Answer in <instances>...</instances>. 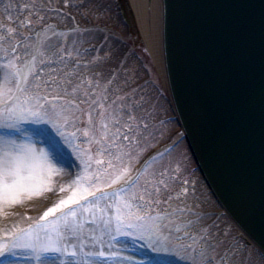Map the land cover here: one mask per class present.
<instances>
[{
    "label": "rangeland",
    "instance_id": "1",
    "mask_svg": "<svg viewBox=\"0 0 264 264\" xmlns=\"http://www.w3.org/2000/svg\"><path fill=\"white\" fill-rule=\"evenodd\" d=\"M58 1V11L43 27L15 6L19 0H0V110L19 97L25 105H44L41 115L52 120H27L5 131L0 119V139L24 138L28 126L47 127L71 158L65 178L37 166L30 194L17 196L16 203L0 200V246L9 245L12 233L30 240L45 230L51 235L68 221L75 229L72 242L80 247L77 256L61 258L64 264H264V255L207 188L184 141L157 153L133 184L116 189L155 149L175 141L181 128L160 72L149 54L150 62L141 54L147 50L129 11L133 29L121 23L116 0H75L74 10L67 8V0ZM29 58L21 80L19 71ZM97 188L96 196L103 192V198L88 196ZM74 194L88 197L71 206L75 216L64 208L41 219ZM34 206L42 210L32 217ZM137 216L144 219L137 221ZM127 223L137 226L124 228ZM123 241L141 244L156 259L129 257ZM99 251L103 258L86 255ZM0 264L44 262L20 247L15 255L0 256Z\"/></svg>",
    "mask_w": 264,
    "mask_h": 264
},
{
    "label": "water",
    "instance_id": "2",
    "mask_svg": "<svg viewBox=\"0 0 264 264\" xmlns=\"http://www.w3.org/2000/svg\"><path fill=\"white\" fill-rule=\"evenodd\" d=\"M179 121L204 177L264 251V0H163Z\"/></svg>",
    "mask_w": 264,
    "mask_h": 264
},
{
    "label": "snow or ice",
    "instance_id": "3",
    "mask_svg": "<svg viewBox=\"0 0 264 264\" xmlns=\"http://www.w3.org/2000/svg\"><path fill=\"white\" fill-rule=\"evenodd\" d=\"M18 91L22 90L18 89ZM18 101L19 97H11L6 106L0 110V119L4 121V127L15 128L27 120H31L33 123H52L51 119L45 120L44 116L41 115L44 105L33 107L31 103L25 105ZM57 131H59V128H57ZM39 134L47 138L46 142L49 145L50 152H36L30 143L26 144L14 139H5L0 142V200H7L10 204L16 203L17 196L31 193V182L37 166L42 168L53 167L52 157L59 155V145L47 129H40ZM60 191L63 192L64 189L61 188ZM97 192H99V188L96 191H89L88 196L97 199L105 196V193L100 192L99 197H97ZM81 199L86 201L88 197L81 195L78 199L74 194L67 199H61L58 204L48 208L41 219L47 221L50 216H54L64 208H67V211L75 216L76 212L71 206H78ZM143 219L144 217H136L137 221ZM120 226L118 217L117 228L119 229ZM122 226L131 229L137 225L127 223ZM51 231V235L48 230H45L43 235H37L30 240L24 237L16 238V234L12 233L14 239L9 242V245L0 246L3 248L0 251V256H4L6 253L15 255L16 249L27 247L36 254L37 260H42L44 264H64L62 257L77 256L79 254L77 249L80 245L72 242V236L75 235L72 223L65 221L63 225L53 228ZM86 255H99L103 258L105 254L103 251H99L88 252Z\"/></svg>",
    "mask_w": 264,
    "mask_h": 264
},
{
    "label": "bare ground",
    "instance_id": "4",
    "mask_svg": "<svg viewBox=\"0 0 264 264\" xmlns=\"http://www.w3.org/2000/svg\"><path fill=\"white\" fill-rule=\"evenodd\" d=\"M131 11L139 32V35L144 43L146 50L148 51L151 59L153 60L155 66L160 72L164 83L167 84L166 75H165V67H164V56H163V48H162V37H161V20H162V0H128ZM31 59H27L26 63L19 71V75L21 80H24L27 71L30 68ZM29 134L28 136L18 139L19 142L30 143L33 146V149L36 152H50V149L45 142L42 135L39 134V130L41 127L36 128V126H28ZM8 128L5 129L7 131ZM5 139H0L2 142ZM43 146V147H42ZM65 155H58L52 157L53 167L48 168L49 171L52 172V176L57 177V179L65 178V176L69 175L68 166H66L63 162ZM50 172V174H51ZM69 177V176H68ZM40 197V195L38 196ZM27 205V204H24ZM30 205V204H28ZM37 207V208H36ZM35 208V209H34ZM31 212V216H37L42 208L40 206H34ZM13 211L20 210L19 208L12 207ZM124 246H126L125 254L128 251L129 257L139 256L141 257L142 262L146 261V258L156 259L154 254H146L141 244L136 245L129 241H123ZM142 247V248H141ZM146 248V247H145ZM138 250L142 251L139 252ZM130 252V253H129ZM6 255V254H5ZM2 257V256H1ZM124 259V258H123ZM154 264H159L158 261H154Z\"/></svg>",
    "mask_w": 264,
    "mask_h": 264
},
{
    "label": "trees",
    "instance_id": "5",
    "mask_svg": "<svg viewBox=\"0 0 264 264\" xmlns=\"http://www.w3.org/2000/svg\"><path fill=\"white\" fill-rule=\"evenodd\" d=\"M37 1H38V4L32 3L29 0H21L19 2V7L22 9V11L25 9L27 10L26 12L29 13L27 19L34 21V23L36 22L37 25H39L38 22H41L42 26H44L47 23V21H49V19L53 18V14H55L56 10L58 9L59 1L58 0H37ZM67 1H68L67 8H69L71 7V2H73V0H67ZM34 23L31 24L33 28L36 27L34 26ZM83 80L85 83L89 82L86 79H83Z\"/></svg>",
    "mask_w": 264,
    "mask_h": 264
}]
</instances>
